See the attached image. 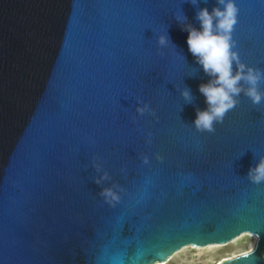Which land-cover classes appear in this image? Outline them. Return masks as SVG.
<instances>
[{
    "label": "water",
    "instance_id": "95a60500",
    "mask_svg": "<svg viewBox=\"0 0 264 264\" xmlns=\"http://www.w3.org/2000/svg\"><path fill=\"white\" fill-rule=\"evenodd\" d=\"M235 3L233 50L264 72V0ZM214 6L0 0V264L167 263L242 234L252 250L220 264H264V182L247 178L264 100L241 91L213 131L192 124L210 77L174 17L199 27Z\"/></svg>",
    "mask_w": 264,
    "mask_h": 264
},
{
    "label": "clouds",
    "instance_id": "9594fccd",
    "mask_svg": "<svg viewBox=\"0 0 264 264\" xmlns=\"http://www.w3.org/2000/svg\"><path fill=\"white\" fill-rule=\"evenodd\" d=\"M193 4L198 0H191ZM217 5L209 10L200 7L195 18L199 27L183 23L187 18L184 16L174 17L182 24V30L187 33L185 43L188 52L195 58L202 71L210 79L198 85V91L202 94L207 107L197 110L192 124L198 131H213V124L222 121L224 115L235 107V99L241 91L251 100L252 104L258 105L264 100V92L259 89V84L264 81V72L240 62L234 49L231 38L234 25L237 23L238 8L235 0H217ZM169 38L166 34L157 37L158 44H166ZM235 64V71L233 65ZM247 84L242 88L241 82ZM181 95L186 101L191 100L190 91L182 90ZM142 112L143 109L138 108ZM105 175L95 179L100 184ZM247 178L251 183L264 182V156H261L254 166H250ZM101 195L106 199L111 197L115 200L116 194L111 188H102Z\"/></svg>",
    "mask_w": 264,
    "mask_h": 264
},
{
    "label": "rangeland",
    "instance_id": "374dc122",
    "mask_svg": "<svg viewBox=\"0 0 264 264\" xmlns=\"http://www.w3.org/2000/svg\"><path fill=\"white\" fill-rule=\"evenodd\" d=\"M255 240L250 234H242L223 245H210L200 249L187 247L174 254L167 264H215L219 260L249 252Z\"/></svg>",
    "mask_w": 264,
    "mask_h": 264
},
{
    "label": "bare ground",
    "instance_id": "6f19581e",
    "mask_svg": "<svg viewBox=\"0 0 264 264\" xmlns=\"http://www.w3.org/2000/svg\"><path fill=\"white\" fill-rule=\"evenodd\" d=\"M253 246H254V243H252L250 250L253 248ZM189 248H191V249H200V248H197V247H189ZM223 260H227V259H223ZM223 260H219L215 264H220ZM156 264H167V263H156Z\"/></svg>",
    "mask_w": 264,
    "mask_h": 264
}]
</instances>
